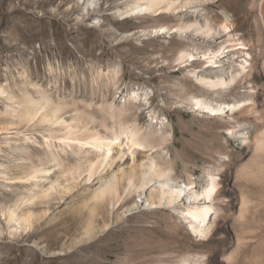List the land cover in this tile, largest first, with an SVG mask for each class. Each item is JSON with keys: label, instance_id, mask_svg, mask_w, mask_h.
Instances as JSON below:
<instances>
[{"label": "rangeland", "instance_id": "374dc122", "mask_svg": "<svg viewBox=\"0 0 264 264\" xmlns=\"http://www.w3.org/2000/svg\"><path fill=\"white\" fill-rule=\"evenodd\" d=\"M88 1L0 0V264H180L209 243L220 264L218 251L227 243L222 234L211 241L198 236L184 206L150 204V190L122 192L120 200L113 193L100 196L115 180L119 159L90 181L86 174L71 178L70 170L97 157L95 150L64 144V124L32 120L26 112L42 101L68 122L108 136L133 126L153 145L161 132L172 131L167 144L128 152L121 164L128 167L134 157L171 160L177 184L194 172L199 189L220 141L231 140L225 151L238 157L241 132L250 126L220 132L232 122L230 110L207 116L190 101L199 91L225 103L189 73L191 61L177 60L181 50L195 52L197 75L225 70L230 61L202 67L203 50L216 40L175 27L191 14L206 17L210 7L220 14L224 7L250 11L253 0H201L197 12L156 15L125 12L136 0H94L86 8ZM246 24L253 30L246 37L256 39L252 13ZM127 142L124 136L122 145ZM57 180L73 186L51 189ZM12 211L17 216L10 222Z\"/></svg>", "mask_w": 264, "mask_h": 264}, {"label": "bare ground", "instance_id": "6f19581e", "mask_svg": "<svg viewBox=\"0 0 264 264\" xmlns=\"http://www.w3.org/2000/svg\"><path fill=\"white\" fill-rule=\"evenodd\" d=\"M198 1L201 0H136L127 6L125 12L154 15L187 9L197 12L195 7H198ZM94 3V0L88 1L86 8ZM250 7V11H231L224 7L221 14L210 7L206 17L191 14L185 22L175 27L184 33L191 32L195 36L216 40L203 50V60L200 61L202 67L220 66L224 58L230 61L225 70L197 75V65L193 62L195 52L181 50L177 60L180 63L191 61L190 66H195V70L189 73L203 84V88L222 95L225 103H215L199 91L190 93V101L207 116L230 110L232 122H224L218 129L220 132H234L243 125L250 126L241 132L243 150L238 157L225 151L232 144L231 140H228V144L220 141L219 147L215 149L217 157L204 164L205 180L200 182L199 189L192 178L194 172L188 173L189 178L183 184H177L171 160L163 163L153 157L138 162L134 157L128 167L125 162L121 164L128 152L135 154L140 148L167 144L173 135L172 131L161 132L159 143L153 145L133 126L123 125L120 132L108 136L98 129L78 124L79 121L75 124L68 122L59 109L51 110L49 104L42 101L26 112L32 120L40 116L50 124H64L66 132L61 140L64 144L74 143L80 151L86 147L89 148L85 149L86 152L95 150L97 157L87 159L86 165L70 170L71 178L86 174L85 180L90 181L106 168H111L119 159L115 180L107 182L100 196L107 197L108 193H113L120 200L123 193L143 194L150 190L147 198L150 204L156 203L173 210L184 206L182 214L198 236L211 241L216 233L222 234L227 243L218 251L220 264H264V0H253ZM250 13L254 21L252 27L257 32L256 39L246 37L247 33L253 31L246 24ZM256 54L259 55L258 59ZM229 96L237 100L232 101ZM124 136L128 140L126 146L122 145ZM116 145L120 146L117 151ZM38 171L41 169L35 173ZM57 181L51 189L65 192L73 186ZM50 194L51 191L47 193ZM16 216L15 211L9 213V221L16 220ZM175 224H178L177 221ZM215 252L209 243L204 248L194 249L182 256L180 264H215Z\"/></svg>", "mask_w": 264, "mask_h": 264}]
</instances>
